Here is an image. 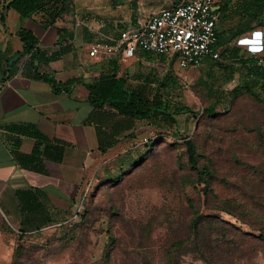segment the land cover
<instances>
[{
    "label": "rangeland",
    "instance_id": "obj_1",
    "mask_svg": "<svg viewBox=\"0 0 264 264\" xmlns=\"http://www.w3.org/2000/svg\"><path fill=\"white\" fill-rule=\"evenodd\" d=\"M170 1L144 0L141 8L150 17ZM224 37L221 51L240 46L239 56L251 55L240 37ZM142 54L125 60L124 72L161 79L172 70L178 79L172 101L191 112L178 115L172 129L141 124L134 138L102 155L84 190V215L17 234L18 253L9 263L264 264V102L245 90L231 97L245 81L233 57L184 69L164 56ZM212 103L217 111L208 114ZM188 139L198 152L197 170L188 161ZM205 167L210 175L202 173Z\"/></svg>",
    "mask_w": 264,
    "mask_h": 264
},
{
    "label": "crops",
    "instance_id": "obj_2",
    "mask_svg": "<svg viewBox=\"0 0 264 264\" xmlns=\"http://www.w3.org/2000/svg\"><path fill=\"white\" fill-rule=\"evenodd\" d=\"M12 1L0 0V260H9L2 264L12 262L17 234L54 228L73 215L104 155L90 90L77 83L57 91L55 84L99 75L102 64L114 60L124 72L131 58L94 59L89 48L149 17L141 8L144 0L131 6L124 0H64L53 12L46 0L50 6L29 17ZM175 4L170 1V7ZM219 22L218 43L220 36L233 39L236 22ZM219 24L225 25L222 32ZM24 29L37 39L31 52L21 38ZM257 33L264 31L238 40L249 44Z\"/></svg>",
    "mask_w": 264,
    "mask_h": 264
},
{
    "label": "trees",
    "instance_id": "obj_3",
    "mask_svg": "<svg viewBox=\"0 0 264 264\" xmlns=\"http://www.w3.org/2000/svg\"><path fill=\"white\" fill-rule=\"evenodd\" d=\"M51 1L53 2L51 5L53 12L56 4H60L64 0ZM49 2L46 0H13L11 7L23 16L29 17L46 6H50ZM219 6L220 19L224 21L232 19L236 22L234 36H240L254 31L259 26H264V0H220ZM254 22L257 24H252ZM21 38L25 44V51L31 52L36 47L37 39L32 32L22 30ZM240 50L238 46L234 52L229 48H224L221 51L223 58L237 59L239 61L237 63L241 64L245 75V81L230 93L231 97L233 98L241 90H245L257 101L264 102V38L261 53H251L250 56L241 57L239 56ZM177 82L178 79L172 70H169L161 79L153 77L152 74L145 75L143 73L131 77L125 72L121 73L119 61L114 60L104 62L99 75L82 76L55 85H57V91H69L75 84L82 83L90 90L93 121L98 134V147L102 153L106 154L110 148L121 144L126 139L134 138L135 131L141 124L145 123L157 129H172L178 124V115L191 112L190 107L172 101V91L175 90ZM224 98L225 96L216 95V100L219 103L223 102ZM215 106V103H212L205 108V112L215 114L217 111ZM186 146L191 168L197 170L198 152L194 141L188 139ZM202 173L211 174L207 167ZM202 182L205 183V180ZM84 213L83 211L80 217ZM66 223L67 221L60 226ZM40 232L43 231L36 233ZM26 235L29 234L21 233L18 234V237L22 238ZM18 249L15 246L12 261L18 253ZM106 257H108V253ZM104 264H109V261L105 260Z\"/></svg>",
    "mask_w": 264,
    "mask_h": 264
},
{
    "label": "built area",
    "instance_id": "obj_4",
    "mask_svg": "<svg viewBox=\"0 0 264 264\" xmlns=\"http://www.w3.org/2000/svg\"><path fill=\"white\" fill-rule=\"evenodd\" d=\"M220 0H179L173 7L162 8L115 38L91 44L88 54L94 59L133 58L141 51L166 56L180 68H199L205 61L222 58L218 48L217 24ZM241 41H244L241 43ZM252 53L263 50V35L239 41ZM84 195L67 222L77 220L84 211Z\"/></svg>",
    "mask_w": 264,
    "mask_h": 264
}]
</instances>
